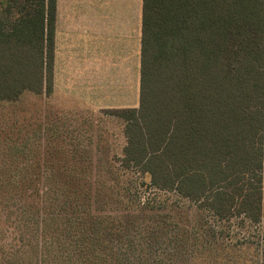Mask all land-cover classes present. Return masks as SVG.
<instances>
[{"label":"trees","instance_id":"16d2710c","mask_svg":"<svg viewBox=\"0 0 264 264\" xmlns=\"http://www.w3.org/2000/svg\"><path fill=\"white\" fill-rule=\"evenodd\" d=\"M56 8L0 0V106L54 92ZM111 114L147 188L264 225V0H143L139 105ZM67 203L62 260L123 264L104 213Z\"/></svg>","mask_w":264,"mask_h":264},{"label":"rangeland","instance_id":"374dc122","mask_svg":"<svg viewBox=\"0 0 264 264\" xmlns=\"http://www.w3.org/2000/svg\"><path fill=\"white\" fill-rule=\"evenodd\" d=\"M112 109L60 92L0 106V264H70L59 233L69 200L104 213L123 264H264L263 224L221 223L121 167L124 125Z\"/></svg>","mask_w":264,"mask_h":264},{"label":"crops","instance_id":"0c3cea01","mask_svg":"<svg viewBox=\"0 0 264 264\" xmlns=\"http://www.w3.org/2000/svg\"><path fill=\"white\" fill-rule=\"evenodd\" d=\"M143 0H57L54 93L92 108L140 101Z\"/></svg>","mask_w":264,"mask_h":264}]
</instances>
